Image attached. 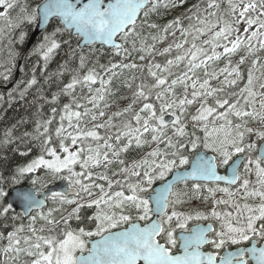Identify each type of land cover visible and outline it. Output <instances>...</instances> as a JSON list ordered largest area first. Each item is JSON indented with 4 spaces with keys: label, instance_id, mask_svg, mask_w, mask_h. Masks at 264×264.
Listing matches in <instances>:
<instances>
[{
    "label": "snow or ice",
    "instance_id": "1",
    "mask_svg": "<svg viewBox=\"0 0 264 264\" xmlns=\"http://www.w3.org/2000/svg\"><path fill=\"white\" fill-rule=\"evenodd\" d=\"M187 3L0 0L5 83L16 67L15 30L20 42L25 28L46 33L36 48L45 66L62 44L79 60L59 90L69 102L59 109L55 143L53 119L38 122L40 155L11 176L0 175V218L12 222L10 231L7 223L0 231V264H264V0H198L163 25L151 20L161 7ZM177 32L181 39L157 52ZM97 44L122 60L105 65L83 54L85 48L95 53ZM134 52L142 62L154 54L164 61L123 62ZM222 58L224 67L212 68ZM145 68L151 83H135V75L123 80L131 100L110 111L128 99L113 86L122 71ZM20 83L24 97L38 81L35 75L18 81L10 98ZM11 136L7 130L0 144ZM38 171L33 186L43 189L51 178L66 181L67 190L43 199L17 193L13 201L7 186ZM192 199L210 207L185 210ZM85 208L94 211L85 216Z\"/></svg>",
    "mask_w": 264,
    "mask_h": 264
},
{
    "label": "trees",
    "instance_id": "2",
    "mask_svg": "<svg viewBox=\"0 0 264 264\" xmlns=\"http://www.w3.org/2000/svg\"><path fill=\"white\" fill-rule=\"evenodd\" d=\"M21 4L25 3L26 0H19ZM198 0H188V3L183 7L178 8H168L165 9L161 7L159 9V15H152L151 20L155 21L161 25L166 23L168 20L173 19L175 16L181 15L185 10L191 6L193 3H197ZM19 12V8L15 9L12 12L13 18L16 17ZM3 21L0 22V26H3ZM185 23H187L185 21ZM55 24L53 23L48 27V32L53 30ZM28 35L25 37L23 42H20L18 37L20 34V30H15L11 34V39L15 41L12 45V48L18 54L16 56V67L12 70V75L9 82L5 83L3 79H0V141L4 139V134L7 130H11L12 136L10 138V142L7 144H0V175L5 177L11 176V174L17 169V167L22 166L27 163L34 157L40 155L41 147H42V137L37 135L36 125L38 122L43 123V121L48 120L50 118L53 119V123L49 126L50 131L53 134L54 143V130L59 124V109L63 107L64 103L69 102V97L59 94V90L63 87L65 83L70 79L71 69L78 66L79 60L78 58H70V47L69 45H61V48L56 50L51 59L47 62L45 66V62L41 59L40 53L36 50L37 45L43 40V35L46 33L42 32L40 34L34 44L27 48V43L30 39L31 34L33 33L34 27L25 28ZM145 32L149 31L148 29H144ZM64 39H68L65 35ZM180 35L179 32L176 33V37L169 36L164 43L157 44V52L161 51L164 47H166L169 43H174L179 41ZM8 38H0V60H2L7 55ZM97 51L95 53H90L88 48L84 49V55H91L92 59L95 60L97 57L99 58V62L107 65L109 59L113 62H120L122 57L112 55V52L108 48L101 49L99 45L95 46ZM71 48H76V40L73 39L71 41ZM80 54L79 49H77V57ZM175 54V49H173V55ZM243 54V53H241ZM168 58H172L169 56ZM147 59H154L156 63H163L164 57L159 55H155L153 57ZM147 59L145 61H140L137 53H132V55L124 60L125 63H130L135 60L138 64H146ZM233 61L239 59V56H234ZM66 68H61V65L66 64ZM20 63V65H19ZM225 65V60L222 58L220 61L215 62L212 65V68L218 69L222 68ZM89 66H92L91 63ZM23 68V71H21ZM183 69V65L180 66ZM210 68L209 70H212ZM35 69V71H33ZM4 69L0 68V72ZM18 70V76L16 77V71ZM99 70V69H98ZM177 69L176 71H179ZM202 75V73H200ZM33 75L37 78V85L28 89V92L24 97L19 96V90L24 88V83L19 84V88L16 92L13 93L12 97H9V91H11L17 84L18 81H25L30 79ZM133 75L137 77L135 83H140L141 79L144 80L145 83H149L151 81V77L147 75V70L145 68L144 72L141 73L139 69L137 70H128L125 69L122 71L121 75L117 80L114 81V88L118 87L120 89L119 94L128 97L126 100H119L117 104L113 105V108L110 111L116 110V107L123 108L129 103L131 100V92L124 88L121 85V82L125 79H130ZM246 78V69L244 72ZM220 79H223L221 76ZM12 86L10 87V85ZM212 84L218 85L219 81L214 80ZM98 86V85H97ZM239 87H243V81L240 82ZM86 93V89L84 90ZM228 91H238V88H230ZM80 89L77 88V94H79ZM53 94H57V99L55 101L52 100ZM111 102V101H110ZM53 107L57 108V113L54 115L51 111ZM195 108H190L189 112H194ZM188 131H192V124L190 121V117L188 118ZM90 127V125H89ZM41 131L43 129L41 128ZM29 133L28 136H24V133ZM101 134H103V130H101ZM202 135V133H199ZM21 153H27V155H21ZM129 156L135 155V153H129ZM77 170H79L77 168ZM102 170V169H100ZM42 175V172L38 171L36 174H26L24 177L20 178L19 183L10 184L7 186V190L9 192L12 191L13 188L21 185V184H31V180L35 176ZM59 180V179H57ZM57 180H51V178L46 181V187ZM34 187L40 188V185L37 184ZM196 201H192V205H195ZM51 206V203L48 204ZM47 206V207H48ZM70 209V206H65ZM47 211V208L45 209ZM90 209H87V212ZM94 211V208H93ZM7 223L9 227L8 231L11 230V220L4 221L3 218H0V231H5L4 225ZM17 224L20 221H16ZM24 223H27V219L25 218ZM39 226V224L37 225Z\"/></svg>",
    "mask_w": 264,
    "mask_h": 264
},
{
    "label": "water",
    "instance_id": "3",
    "mask_svg": "<svg viewBox=\"0 0 264 264\" xmlns=\"http://www.w3.org/2000/svg\"><path fill=\"white\" fill-rule=\"evenodd\" d=\"M42 29H35V31L32 34L31 42L42 32ZM83 47V45H82ZM67 190V184L65 181H60L59 183L49 187L46 191L41 192L39 196H37L39 199H43L45 196L49 195L51 191H59L63 192ZM17 193H35L37 194V191L33 190L31 187L23 186L16 188L12 191L11 196L12 200L15 201L17 198ZM14 208L16 211H22V207L19 204H14Z\"/></svg>",
    "mask_w": 264,
    "mask_h": 264
},
{
    "label": "flooded vegetation",
    "instance_id": "4",
    "mask_svg": "<svg viewBox=\"0 0 264 264\" xmlns=\"http://www.w3.org/2000/svg\"><path fill=\"white\" fill-rule=\"evenodd\" d=\"M220 174H224V170L223 169H220ZM181 187H183V186L181 185ZM39 191H41V190H39ZM220 195L221 194H219V193L217 194L218 197ZM37 196H39V195H37ZM192 200L196 201L195 205H192ZM192 200L189 201V204L185 207V210H188L189 208H191V209H199V210H206L207 207H210V202H209L208 205H205V203L202 201V199H192ZM92 212H93V209H90V211L87 212V208H85L83 214L85 216H87V215H90ZM70 223L72 224L73 227H76V225H77V222L75 220L71 221Z\"/></svg>",
    "mask_w": 264,
    "mask_h": 264
},
{
    "label": "rangeland",
    "instance_id": "5",
    "mask_svg": "<svg viewBox=\"0 0 264 264\" xmlns=\"http://www.w3.org/2000/svg\"><path fill=\"white\" fill-rule=\"evenodd\" d=\"M1 21H2V20H0V22H1ZM35 40H36V39H34V40L32 41V43L30 44V47L34 44ZM173 71H176V68H174ZM149 83H151L150 80H149ZM60 181H61V180H60ZM192 201L195 202L194 200H192Z\"/></svg>",
    "mask_w": 264,
    "mask_h": 264
},
{
    "label": "bare ground",
    "instance_id": "6",
    "mask_svg": "<svg viewBox=\"0 0 264 264\" xmlns=\"http://www.w3.org/2000/svg\"><path fill=\"white\" fill-rule=\"evenodd\" d=\"M13 190V189H12Z\"/></svg>",
    "mask_w": 264,
    "mask_h": 264
}]
</instances>
